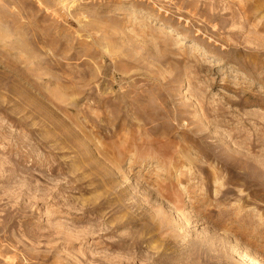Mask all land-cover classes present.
Segmentation results:
<instances>
[{
    "label": "rangeland",
    "instance_id": "obj_1",
    "mask_svg": "<svg viewBox=\"0 0 264 264\" xmlns=\"http://www.w3.org/2000/svg\"><path fill=\"white\" fill-rule=\"evenodd\" d=\"M0 264H264V0H0Z\"/></svg>",
    "mask_w": 264,
    "mask_h": 264
},
{
    "label": "bare ground",
    "instance_id": "obj_2",
    "mask_svg": "<svg viewBox=\"0 0 264 264\" xmlns=\"http://www.w3.org/2000/svg\"><path fill=\"white\" fill-rule=\"evenodd\" d=\"M244 258L247 259V255H244ZM248 261H249V263L252 262L251 260H248Z\"/></svg>",
    "mask_w": 264,
    "mask_h": 264
}]
</instances>
